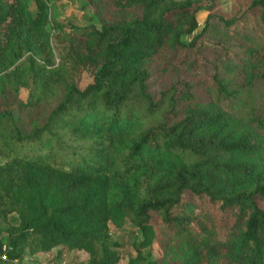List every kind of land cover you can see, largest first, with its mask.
<instances>
[{
	"label": "trees",
	"instance_id": "1",
	"mask_svg": "<svg viewBox=\"0 0 264 264\" xmlns=\"http://www.w3.org/2000/svg\"><path fill=\"white\" fill-rule=\"evenodd\" d=\"M28 1L0 0V95L28 91L0 110V264H118L126 219L161 251L128 264H264V0H86L82 28Z\"/></svg>",
	"mask_w": 264,
	"mask_h": 264
},
{
	"label": "rangeland",
	"instance_id": "2",
	"mask_svg": "<svg viewBox=\"0 0 264 264\" xmlns=\"http://www.w3.org/2000/svg\"><path fill=\"white\" fill-rule=\"evenodd\" d=\"M49 6V19L50 23L53 21L62 22L66 26H74L82 28L89 24L99 26L97 20L91 11L90 5L86 0H48ZM29 9L34 14L36 12V6L33 0L28 1ZM231 0H221V10L228 12L231 9ZM207 12L200 10L196 13L198 20V28L196 33L200 32ZM72 28V27H70ZM53 31V30H52ZM252 31L248 27L243 33L244 36L251 35ZM204 36H207L210 40H216L223 43L225 46L233 51H238L240 48H244V39L240 40L237 35L229 36L224 33L223 29L216 28L214 30L207 31ZM237 36V37H236ZM81 86H84L90 81V77L87 73H84L81 78ZM257 93L261 99L264 100V85L257 88ZM28 96V91L25 88L20 90H8L5 96L0 95V110L7 107L18 108L19 102H25ZM249 99V102L255 101L253 98ZM57 100L53 99L51 102L44 104L41 110H38L35 114V121L41 124L45 115L49 112L52 106L55 105ZM23 109V115L26 121H29L25 114L27 110ZM34 116V115H33ZM22 118V117H21ZM34 118V117H33ZM34 121V122H35ZM110 232L113 237L120 242L118 251L120 253V260L118 264H128L131 257L135 256L137 249H140L143 255L150 254L152 259L160 256L161 251L155 241L148 247L141 248L139 243L142 241V234L128 219L124 224L117 228L113 224L109 225ZM88 254L82 250H68L64 246H57L47 252H39L31 254L28 251L22 255L21 258L16 260L14 264H87Z\"/></svg>",
	"mask_w": 264,
	"mask_h": 264
}]
</instances>
